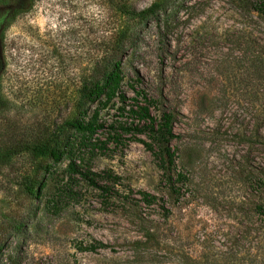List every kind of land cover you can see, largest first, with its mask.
Returning <instances> with one entry per match:
<instances>
[{
    "label": "rangeland",
    "instance_id": "obj_1",
    "mask_svg": "<svg viewBox=\"0 0 264 264\" xmlns=\"http://www.w3.org/2000/svg\"><path fill=\"white\" fill-rule=\"evenodd\" d=\"M130 1L157 15L121 13L118 0H29L12 17L15 0H0V264H264L253 210L264 206V15L253 0ZM114 50L127 103L141 91L173 115L179 194L145 137L123 134L85 159L117 176L109 197L79 183V198L50 212L65 162L43 170L35 145L69 133L81 86ZM31 177L43 182L37 197L24 189ZM92 241L107 247L77 248Z\"/></svg>",
    "mask_w": 264,
    "mask_h": 264
},
{
    "label": "trees",
    "instance_id": "obj_2",
    "mask_svg": "<svg viewBox=\"0 0 264 264\" xmlns=\"http://www.w3.org/2000/svg\"><path fill=\"white\" fill-rule=\"evenodd\" d=\"M28 2L29 0H15L11 9L12 17L24 11ZM253 10L264 15V0H253ZM116 11L134 16L145 13L157 15L152 6L136 11L130 0H118ZM117 26L114 25L110 30L118 28ZM121 33L120 28L116 30V39L111 47H121L119 42ZM123 76L116 51L103 56L102 60L91 68L90 78L81 86L75 103L76 115L66 123L69 126V133L60 141H54L52 145H35L34 150L44 153L50 160V163L42 167L43 170L48 171L57 163L65 162L63 182L53 187L51 196L45 202L50 212L57 213L67 203L76 201L83 192L79 183L84 184L85 188L95 190L104 199L109 197V190L115 184L117 176L106 170H91L87 167L85 159L90 154L105 151L108 142L116 147L123 134H128L131 138L135 135L145 137V140L141 138L136 140L147 150L155 152L165 170L164 179L170 192L178 196L177 184L183 181V175L174 169L175 153L170 146V141L177 136L173 131V115L169 109L163 107L161 99L147 97L141 91L135 90V95L129 97L130 103H127V97L120 89ZM138 96H141V101L137 100ZM5 102L0 95V109ZM109 109H114L119 114L126 113L127 117L106 123L101 115ZM102 131L106 135L100 140L96 135ZM42 186L41 179L31 177L24 184V189L27 194L37 197ZM136 192L143 204L149 206L154 203L163 208V200L160 197L142 190ZM253 210L264 215V206L260 204H256ZM103 247L107 245L100 241L77 245L79 250L91 252Z\"/></svg>",
    "mask_w": 264,
    "mask_h": 264
}]
</instances>
